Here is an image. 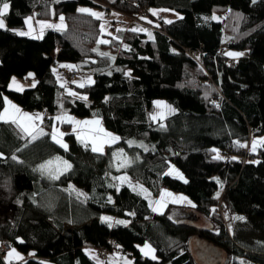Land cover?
Masks as SVG:
<instances>
[{
    "label": "trees",
    "instance_id": "1",
    "mask_svg": "<svg viewBox=\"0 0 264 264\" xmlns=\"http://www.w3.org/2000/svg\"><path fill=\"white\" fill-rule=\"evenodd\" d=\"M7 2L6 27L0 29V113L8 97L24 112L43 116V134L35 139L0 121V246L8 243L33 257L10 264H95L84 253L89 247L105 264L114 251L135 264H196L190 243L196 235L226 254L224 264H264V144L251 150L252 141L264 137V0ZM79 7L115 12L132 24L150 20L151 9L180 18L159 20L151 30L135 24L139 28L98 44L101 20ZM31 14L52 22L63 16L65 30H46L36 40L11 31ZM231 50L243 55L230 59L225 52ZM59 62L93 71L92 85L69 83L67 92L51 73ZM28 73L34 88L8 90L12 77L24 80ZM158 99L176 112L154 123L148 116ZM58 103L71 117L96 114L119 141L100 154L68 134V149L60 148L50 138ZM247 146L254 160L243 164ZM65 161L71 165L66 172ZM58 162L64 169L55 170ZM172 167L181 179L169 175ZM120 175L149 196L166 189L187 197L192 205L186 208L203 219V230L169 219L174 205L158 214L148 198L117 188ZM227 210L233 214L228 224ZM130 211L131 219L125 215ZM103 215L124 223L109 227L100 221ZM239 215L245 221H236ZM145 243L156 260L139 251Z\"/></svg>",
    "mask_w": 264,
    "mask_h": 264
},
{
    "label": "rangeland",
    "instance_id": "2",
    "mask_svg": "<svg viewBox=\"0 0 264 264\" xmlns=\"http://www.w3.org/2000/svg\"><path fill=\"white\" fill-rule=\"evenodd\" d=\"M80 8H84V7H79ZM87 9H90L91 11L93 12H97V13H100L102 14L101 17L98 19V20H101V24H100V27L103 26L104 28V31H101V37H100V40H105V41H108V38L107 37H112L114 36V34L117 32L115 31V29L117 30H122L124 29L125 27V23H126V20L123 19L122 16L116 14L115 12H111V14H106V12L102 9H96V8H87ZM172 13L173 15H177L178 18H180V14L179 13H174V12H170ZM88 14V13H87ZM94 17V16H93ZM96 18V17H95ZM143 17H141L140 19H142ZM4 19V17H3ZM97 19V18H96ZM60 21V20H58ZM165 21H170L169 18H166ZM115 22V25L117 26V28L113 27V23ZM50 23V22H49ZM58 23V22H57ZM57 23H53V24H57ZM135 24H137L136 21H134ZM158 24V22H157ZM32 26L34 28V31L31 32L30 35H18L17 32L18 31H23V32H29V27L28 25L25 24L24 28H16L14 30H11L13 32H16V34L18 36H21V37H27V38H30V39H33V40H36V39H40L43 37L44 33L46 32V30H54L53 28H44L43 31H42V34H41V29L40 27L37 25H33V21H32ZM115 28V29H114ZM149 35V34H148ZM33 36H37V37H40V38H32ZM240 53V52H237V51H227L225 52V54L227 55V53ZM242 56V55H241ZM241 56H237V57H233V56H229L227 55L228 58H239ZM73 67V69H70V68H67V69H60V72H61V77H60V81H59V84H61L62 86L66 87L68 90H66L67 92H69V88L68 86H70L69 83H72L74 84L75 86H78L81 88L80 85H83V86H89V85H92L93 83V74L91 75L90 74V70H85V69H82L78 66H75V65H71ZM70 69V70H69ZM71 70H75L77 72L76 76L74 78H68L69 77V74L67 73H70ZM32 74V73H31ZM16 79V81L18 82V84L20 86H22V90H18L16 88V86H13V87H9L8 86V90L10 91H13L15 93L17 92H23L25 90H28V89H31V88H34L37 84H36V79L34 77V74H32L31 76H29V73L27 74V77L23 80V79H20L18 78L17 76L14 77ZM12 79L13 77L10 79L8 85H10L12 83ZM208 83H211V81H209ZM35 85V86H33ZM82 86V87H83ZM14 89V90H12ZM66 94V93H65ZM74 98L80 100V101H84V102H87V96L84 95V94H79V93H74V94H71ZM70 95V96H71ZM86 97V99H85ZM7 98V101L10 102V104H5V108L7 107L8 108V115L11 116V115H16L17 117L20 116V113H15V110L11 107V105H15L16 108H19L20 109V112L21 113H27L29 115V117H31L32 119L31 120H22L21 122L25 125V126H28L30 131L32 132V135H35L36 138L39 137L41 134V132L43 133L42 129L39 127L40 125V121L42 119L43 116H41V113H36V112H24L18 105H16L15 103H13L12 101H10V99L8 97ZM9 99V100H8ZM156 102H163L160 106H157ZM58 105H60V110L59 112L55 115L56 117H62L64 119H56V117L54 118V124H53V129L51 131V137L53 142L55 144H57L60 148L62 149H65L64 147L61 146V143H57L56 140L53 139V135L55 134L56 135V139L57 140H60L62 142V144L64 145H67V149H68V143L66 142L65 140V135H74L76 137V139H78L79 137V141H80V144L81 145H86V146H89L91 147V149L93 148V143L95 142L97 144V146L100 145V139H97V137H100V138H103V139H107L109 142L107 143H103V150L102 152H94L92 150L93 153H100V154H104L106 152V149L109 147V146H112L114 144H116L119 139L115 142H111L110 141V138H106L103 136V133H98V132H95L93 131V129L97 128V127H101L104 129L105 132H108L103 124H101V119L96 115V114H93V116L91 117H86V118H79V117H74V116H70L68 114H66L65 112V109H64V105H62L61 103H58ZM164 105H167V102L164 101V100H161V99H158L156 101L153 102V107H152V112L149 113V120L154 122V123H159V121H162L163 119L169 117L170 115H173L176 110L174 111H170L169 109H173L171 106L169 107H164ZM4 112V110H3ZM66 117H71L73 118L72 121H69L66 119ZM155 117V118H153ZM93 120H99L100 121V124L99 126L97 125H94V124H89V125H82V124H77L75 123L74 121H93ZM1 122H4V123H7L5 122L4 120H0ZM8 122H11V120H8ZM16 124V123H15ZM63 124H67L68 127H64L62 126ZM18 128H20V130L22 131V133L29 137V138H32V135H29L27 132H25L23 130V128H21L18 124H16ZM34 125V127H32ZM54 129L56 130V132L54 133ZM108 133H111V132H108ZM60 134H63V135H60ZM113 136H116L118 137V135H114L113 133H111ZM261 138H264V137H259L257 139H255L258 143H257V146L255 149H257L259 146H261L262 144L259 143V141L261 140ZM253 142V141H252ZM252 147H253V143L251 144V150H252ZM256 151V150H255ZM0 157H2V154L0 153ZM64 164V162H63ZM65 165V164H64ZM64 165L62 166L61 163H57L55 165V170H60V169H64ZM69 167H66L65 165V172L68 171ZM171 177L173 176L174 178H179L181 179L178 171L172 167L171 168V172L169 174ZM122 178H126V179H122ZM116 186L117 188L120 187V186H126L127 188H130L131 190H133L134 192H136L138 195H141L145 198H148V201L150 203V207L151 209L153 208H157V210L155 211L156 213L158 214H163L167 207L169 205H174L173 207H171L172 209H170L169 211V219H171L173 222H176L177 224L179 222H185V221H195L196 217L194 216V214L189 211L188 206H191L192 203L191 201L181 195V194H178V193H172L171 191L169 190H166V189H163L159 194L158 196L156 197H153V196H149V194L147 193L146 189L139 186V185H136V184H133L131 182L130 179H128L127 177H124L122 175L118 176L116 181ZM72 190H76L77 193L79 195H81L82 197H85V194H84V191L81 190V189H78V188H72ZM162 192H167V193H171L172 196H161V193ZM217 193L218 194H221L222 193V186L219 185L218 189H217ZM185 197L186 199L184 200H173V197ZM157 201H161V204L160 205H157ZM178 207H182V208H178ZM129 212H126L125 215L131 219L133 218L134 216H131L129 217L127 214ZM232 213L227 210L223 216L225 217V220H226V223H231V219H232ZM102 217H109L111 218L110 220H102ZM238 217H244L243 215H239ZM100 221L102 222H105L107 223L108 225L111 224V225H114L117 221L116 218L112 217V216H108V215H103L100 217ZM120 221V220H118ZM236 221H245V218L243 220H239V219H236ZM120 224V223H119ZM144 246H140L138 247L139 251L142 253L141 249L143 248ZM15 250L16 253L20 254L15 248L13 249ZM9 253V252H8ZM8 253H6V261L7 262H11L9 261L10 257L8 256ZM155 253V252H152V254ZM98 254V253H96ZM21 255V254H20ZM142 255H144L142 253ZM155 256V254H153ZM153 255H148L146 256L147 258H150L151 260H156V259H152V256ZM23 256V255H21ZM99 264H105L104 260H102V257H101V254L99 255ZM4 257V256H3ZM14 257V255L12 256ZM110 258V262L108 264H135L133 259L128 257L127 255L123 254V253H120V252H112L109 256ZM0 260H2V256H0ZM24 260V258L22 259ZM21 260H14L12 261L13 263L14 262H19ZM21 263V262H20Z\"/></svg>",
    "mask_w": 264,
    "mask_h": 264
},
{
    "label": "snow or ice",
    "instance_id": "3",
    "mask_svg": "<svg viewBox=\"0 0 264 264\" xmlns=\"http://www.w3.org/2000/svg\"><path fill=\"white\" fill-rule=\"evenodd\" d=\"M253 3H255V0H253ZM8 11H9V3L7 2V0H0V29H4L5 27H6V24H5V20L3 19V17L8 13ZM77 11H79V12H82V13H88V14H90V15H92V16H94V17H96L97 19H99L100 17H101V15L102 14H100V13H97V12H93V11H91L90 9H87V8H80V9H78ZM153 14H156L155 12H153ZM213 18H215V17H213ZM60 24H53V23H49V22H46V21H36V23L40 26V29H41V34H42V31H43V29L44 28H53V29H57V30H59L60 28H62L63 27V20H64V17L63 16H60ZM32 21H33V17L32 16H29V17H27L26 19H25V24L26 25H28V27H29V32H23V31H18L17 32V34L18 35H30L31 34V32L32 31H34V28H33V26H32ZM167 23H171V21H166ZM149 23H150V21H149ZM133 31H136V29H132ZM101 31H104V28H103V26H101ZM119 31V30H118ZM141 31H143V29H141ZM32 38H34V39H36V38H40V37H37V36H33ZM97 43L99 44V43H108V41H105V40H98L97 41ZM125 47H127V46H125ZM93 51H96V49H93ZM101 55H107L106 53H100ZM227 55H229V56H233V57H237V56H241V55H243V53H227ZM32 74L31 73H29V76H31ZM13 86H16V88L18 89V90H22V86H20L19 84H18V82L16 81V79L13 77V79H12V83L9 85V87L11 88V87H13ZM33 86H35V85H33ZM81 87L83 86V85H80ZM85 99H86V97H85ZM163 102H156V104H157V106H160L161 104H162ZM5 104L7 105V104H10V102L9 101H7V98H5ZM11 107L15 110V113H20V116L19 117H17L16 115H11V116H9L8 115V108L6 107L5 109H4V112H2V113H0V120H4L5 122H8V120H11V122L12 123H16V124H18L21 128H23V130L25 131V132H27L29 135H32V132L30 131V129H29V127L28 126H25L21 121L22 120H25V119H27V120H31L32 118L31 117H29V115L27 114V113H21L20 112V109L19 108H16V106L15 105H11ZM164 107H169V106H167V105H164ZM170 111H174V109H169ZM153 118H155V117H153ZM56 119H64V118H62V117H56ZM66 119L67 120H69V121H72V119L73 118H71V117H66ZM75 123H77V124H82V125H89V124H94V125H97V126H99V124H100V121L99 120H93V121H74ZM32 127H34V125L32 126ZM163 127V126H162ZM93 131H95V132H98V133H103V136L104 137H106V138H110V141L111 142H115V141H117L118 139H119V137H116V136H113L111 133H108V132H105L104 131V129L103 128H101V127H97V128H95V129H93ZM56 132V130L54 129V133ZM41 134H43L42 132H41ZM60 135H63V134H60ZM36 138V136L35 135H32V139H35ZM53 139L54 140H56V142L57 143H61V146L62 147H64L65 148V150H67V145H64V144H62V142L60 141V140H57L56 139V135L54 134L53 135ZM78 139H79V137H78ZM97 139H100V145L99 146H97V144L94 142L93 143V148H92V150L94 151V152H102V150H103V148H102V146H103V143H107V142H109L107 139H103V138H100V137H97ZM131 141H129V144L131 145ZM253 147H252V150L253 151H255V148H256V146H257V141L256 140H253ZM259 143L260 144H264V138H261V140L259 141ZM242 147L243 146H245V145H241ZM213 151H215V149H213ZM121 152H122V150H121ZM115 155V154H114ZM220 157H219V155L217 154V156H214L213 157V159H219ZM13 159H16V157L15 156H13ZM57 159H59V158H57ZM52 162L51 161H48V162H46V164H42V165H40L39 167H40V169L42 170V171H44V170H47V167H48V165H50ZM64 164L66 165V167H71V165H68L67 164V162L65 161L64 162ZM121 166H123V165H121ZM52 178L53 179H56V178H58L57 176H55V175H53L52 176ZM180 178H182V177H180ZM122 179H126V178H122ZM186 182V181H185ZM172 196V194L171 193H167V192H162L161 193V196L163 197V196ZM219 194H217V196H218ZM184 199H186L185 197H173V200L175 201V200H184ZM157 203V205H160L161 204V201H157L156 202ZM157 210V208H153V211H156ZM111 218H109V217H102V220H110ZM235 219H239V220H243L244 219V217H235ZM116 223H124V221H116ZM112 225L111 224H109V227H111ZM141 251H142V253L145 255V256H148V255H150L154 250L151 248V246L149 245V244H147V243H145V245H144V247L141 249ZM13 255H15L16 256V258H18V259H20L21 257H19V254L18 253H15V250H12V251H10L9 253H8V256L9 257H12ZM152 259H156V257L153 255L152 256ZM41 264H43V262H41ZM241 264H243V262H241Z\"/></svg>",
    "mask_w": 264,
    "mask_h": 264
},
{
    "label": "crops",
    "instance_id": "4",
    "mask_svg": "<svg viewBox=\"0 0 264 264\" xmlns=\"http://www.w3.org/2000/svg\"><path fill=\"white\" fill-rule=\"evenodd\" d=\"M153 12H155L156 14H153ZM171 11H168V10H161V9H154V10H149L148 11V14H149V16H151L150 18V20H149V18H147V17H143L142 19H140V22H141V24H136V25H141V26H143V27H147V29H149V30H151L152 28H154L156 25V22L157 21H159V20H162L164 23L166 22L165 21V19L166 18H169L170 19V21L172 22V21H176V19L178 18L177 17V15H173L172 13H170ZM110 12H106V14H109ZM29 16H32L33 17V25L35 26H37L38 24L36 23V21H40V20H38V19H36V17H35V15L34 14H31V15H29ZM29 16H27V17H29ZM26 17V18H27ZM123 17V19H125L126 20V23H125V27H124V29H122L121 31L119 30H117V29H115V28H117V26L115 25V22L113 23V27H115L114 29H115V31H117L115 34H114V37H117L118 36V34L120 33V32H122L123 30H128V29H131V27H133V26H135V27H138L139 28V26H136L135 25V23L134 24H132L131 23V21L128 19V18H126V17H124V16H122ZM25 18V19H26ZM24 19V20H25ZM58 20H60V19H58ZM55 21V22H52V21H46V22H50V23H57V24H60V21ZM149 21H150V23H149ZM24 26H25V22H24ZM24 26H23V28H24ZM39 26V25H38ZM40 27V26H39ZM140 29H142V28H140ZM54 30H56L57 31V29H54ZM63 30H65V24H64V22H63V27L62 28H60L59 29V31H63ZM43 35V34H42ZM71 65H73V64H67V63H63V62H59V63H57L55 66H53L52 68H51V73H53V75L55 76V79H56V81H57V83H59V81H60V77H61V72H60V69H67V68H70V69H73V67L71 66ZM69 69V70H70ZM90 74L92 75L93 74V71H91L90 72ZM12 90H14V89H12ZM15 91V90H14ZM9 100V99H8ZM149 205H150V203H149ZM189 207V206H188ZM144 246V245H143ZM16 253V252H15ZM84 253H85V255H87L88 256V258H90L95 264H99V256H98V254H96V253H98V251L95 249V248H91V247H89V248H84ZM154 254V253H153ZM152 253L150 254V255H153ZM4 257H2V260H1V262H2V264H10V263H13L12 261H14V260H21V261H19V262H15V263H23V262H25L27 259H31V258H33V257H31L30 255H24V256H21L20 254H19V257H21L20 259H18V258H16V256L14 255V257H10L9 259V261H11V262H7L6 261V254H4L3 255ZM24 258V260H22ZM227 260V259H226ZM108 262H110V260L108 261Z\"/></svg>",
    "mask_w": 264,
    "mask_h": 264
},
{
    "label": "water",
    "instance_id": "5",
    "mask_svg": "<svg viewBox=\"0 0 264 264\" xmlns=\"http://www.w3.org/2000/svg\"><path fill=\"white\" fill-rule=\"evenodd\" d=\"M192 213L196 217L195 221L179 222L178 225L191 228L194 231H202L205 222L198 213L194 211H192ZM190 243H194L195 251L193 250V254L196 264H224L226 262V254L221 250L216 249L213 245L206 243L200 236H194ZM190 243L189 246L191 247Z\"/></svg>",
    "mask_w": 264,
    "mask_h": 264
},
{
    "label": "built area",
    "instance_id": "6",
    "mask_svg": "<svg viewBox=\"0 0 264 264\" xmlns=\"http://www.w3.org/2000/svg\"><path fill=\"white\" fill-rule=\"evenodd\" d=\"M136 22H140V19H136L135 20ZM69 74V79L70 78H74L77 74V72L75 70H71L70 73H67ZM227 160H229V157L227 156L226 157ZM254 160V157L253 155L249 152L248 150V146H247V149L246 151L244 152V154L240 157V161H242L243 164L247 163L248 161H252ZM223 206H220L219 209L217 211H219V213L223 210ZM129 217L131 216H134V213L133 212H129L127 214ZM11 249H13V247L8 244V243H3L2 246H0V256L3 255V253L7 252V251H10ZM106 260V258H104Z\"/></svg>",
    "mask_w": 264,
    "mask_h": 264
},
{
    "label": "bare ground",
    "instance_id": "7",
    "mask_svg": "<svg viewBox=\"0 0 264 264\" xmlns=\"http://www.w3.org/2000/svg\"><path fill=\"white\" fill-rule=\"evenodd\" d=\"M155 32V31H154Z\"/></svg>",
    "mask_w": 264,
    "mask_h": 264
}]
</instances>
